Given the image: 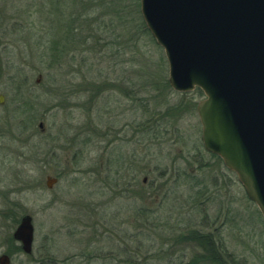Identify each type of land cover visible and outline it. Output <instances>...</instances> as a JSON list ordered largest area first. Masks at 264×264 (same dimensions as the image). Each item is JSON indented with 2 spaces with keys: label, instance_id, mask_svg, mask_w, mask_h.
<instances>
[{
  "label": "rangeland",
  "instance_id": "rangeland-1",
  "mask_svg": "<svg viewBox=\"0 0 264 264\" xmlns=\"http://www.w3.org/2000/svg\"><path fill=\"white\" fill-rule=\"evenodd\" d=\"M189 93L139 0H0V256L178 264L201 251L185 235L216 229L235 264H264V220L203 148ZM23 215L30 254L12 239Z\"/></svg>",
  "mask_w": 264,
  "mask_h": 264
},
{
  "label": "water",
  "instance_id": "water-1",
  "mask_svg": "<svg viewBox=\"0 0 264 264\" xmlns=\"http://www.w3.org/2000/svg\"><path fill=\"white\" fill-rule=\"evenodd\" d=\"M139 1L145 27L163 50L170 88L203 94L196 105L203 148L235 174L264 220V0ZM55 182L47 178L46 187ZM12 239L31 253L29 215ZM8 262L0 256V264Z\"/></svg>",
  "mask_w": 264,
  "mask_h": 264
},
{
  "label": "trees",
  "instance_id": "trees-1",
  "mask_svg": "<svg viewBox=\"0 0 264 264\" xmlns=\"http://www.w3.org/2000/svg\"><path fill=\"white\" fill-rule=\"evenodd\" d=\"M60 43L59 41H55V45L51 50L59 52L58 47ZM196 92L202 95L200 90L197 89ZM213 232H216V230H211L210 233L193 231L185 235V239L189 243L193 242L192 245L194 244L201 251L197 254L198 256L196 255V259L191 258L192 260L190 259L188 262H184L181 259L182 261L178 264H235L234 256L227 252L225 247L217 240V235ZM172 254L168 255L171 256Z\"/></svg>",
  "mask_w": 264,
  "mask_h": 264
},
{
  "label": "flooded vegetation",
  "instance_id": "flooded-vegetation-1",
  "mask_svg": "<svg viewBox=\"0 0 264 264\" xmlns=\"http://www.w3.org/2000/svg\"><path fill=\"white\" fill-rule=\"evenodd\" d=\"M196 90H197V89L193 90L191 93H196ZM189 94H190V93H188V94H182V95L187 96V95H189ZM180 95H181V94H180ZM0 96H2V95H0ZM2 97H3V96H2ZM209 155L218 158L217 156H215V155H213V154H211V153H209ZM143 181H145V178H144ZM215 230H216V229H214V231H215Z\"/></svg>",
  "mask_w": 264,
  "mask_h": 264
},
{
  "label": "bare ground",
  "instance_id": "bare-ground-1",
  "mask_svg": "<svg viewBox=\"0 0 264 264\" xmlns=\"http://www.w3.org/2000/svg\"><path fill=\"white\" fill-rule=\"evenodd\" d=\"M214 155V154H213ZM216 156V155H215Z\"/></svg>",
  "mask_w": 264,
  "mask_h": 264
}]
</instances>
